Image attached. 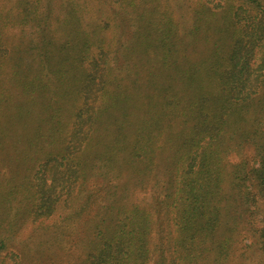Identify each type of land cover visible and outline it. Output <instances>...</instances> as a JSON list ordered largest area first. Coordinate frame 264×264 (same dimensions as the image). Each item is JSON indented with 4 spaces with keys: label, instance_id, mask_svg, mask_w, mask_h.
<instances>
[{
    "label": "trees",
    "instance_id": "16d2710c",
    "mask_svg": "<svg viewBox=\"0 0 264 264\" xmlns=\"http://www.w3.org/2000/svg\"><path fill=\"white\" fill-rule=\"evenodd\" d=\"M156 1L0 8V264H264V0Z\"/></svg>",
    "mask_w": 264,
    "mask_h": 264
},
{
    "label": "rangeland",
    "instance_id": "374dc122",
    "mask_svg": "<svg viewBox=\"0 0 264 264\" xmlns=\"http://www.w3.org/2000/svg\"><path fill=\"white\" fill-rule=\"evenodd\" d=\"M14 1L16 0H10L9 3H7L5 0H0V8L9 7L12 8L14 6ZM200 1L205 0H158L155 2V5H159V10L164 11L167 13H170L174 18H177L178 20H181L183 18H189L191 11H193L194 8L199 4ZM233 4H238L237 0H229ZM220 2H225V0H211L209 2V5L212 6L214 4ZM227 3V2H226ZM220 19L217 20L219 22ZM30 29L28 27L18 28V27H9V29L5 30L6 35L12 34V35H25L27 38L29 36ZM3 148H0V153L2 152ZM11 160L1 161L0 162V183L4 184L9 178H11V175L16 172L11 171L10 166ZM23 168L20 170V174ZM23 175V174H22ZM260 209L264 210V205L260 206ZM30 223L29 221H23L19 230L17 231L16 241H20L21 237H23L26 233V230L28 229ZM241 238V237H240ZM238 238L237 245L235 244L230 256L223 264H254L255 260L253 257V248L251 247L252 241L248 236L244 240H240ZM257 264V263H256Z\"/></svg>",
    "mask_w": 264,
    "mask_h": 264
}]
</instances>
